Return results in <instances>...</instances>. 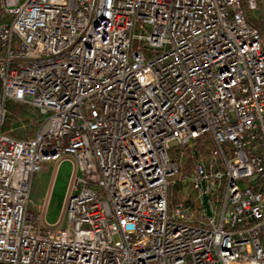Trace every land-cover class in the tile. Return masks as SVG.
Instances as JSON below:
<instances>
[{
  "label": "built area",
  "instance_id": "2783aa9c",
  "mask_svg": "<svg viewBox=\"0 0 264 264\" xmlns=\"http://www.w3.org/2000/svg\"><path fill=\"white\" fill-rule=\"evenodd\" d=\"M0 80V264H264V39L242 0H0ZM9 100L39 111L33 136L3 129ZM62 158L57 228L30 202Z\"/></svg>",
  "mask_w": 264,
  "mask_h": 264
},
{
  "label": "rangeland",
  "instance_id": "374dc122",
  "mask_svg": "<svg viewBox=\"0 0 264 264\" xmlns=\"http://www.w3.org/2000/svg\"><path fill=\"white\" fill-rule=\"evenodd\" d=\"M253 13L255 16L264 19V10L258 9L257 11H253ZM28 106L30 107V119L20 123L13 122V125L8 130L10 133L15 131L14 135L25 136L28 135V131L32 128H38L42 117L36 108ZM189 149L185 150L184 157H182V166L184 168L190 161L193 167L195 166V163H193L195 158L193 160H189L188 158V156H191ZM189 172H184L183 174H189ZM72 174V161L63 158L56 161H45L42 164V169L36 174L30 207L38 212L41 221L46 226L58 228L65 223V199L71 192ZM175 192L181 197L182 193L178 192L175 188L172 195Z\"/></svg>",
  "mask_w": 264,
  "mask_h": 264
},
{
  "label": "trees",
  "instance_id": "16d2710c",
  "mask_svg": "<svg viewBox=\"0 0 264 264\" xmlns=\"http://www.w3.org/2000/svg\"><path fill=\"white\" fill-rule=\"evenodd\" d=\"M242 2H243V6L245 8V15H246L247 20L249 21L250 24L257 27L262 38L264 39V19L254 15L253 11L247 7V0H242ZM258 4H259V9L264 10V0H258ZM1 99H2V82L0 80V102H1ZM6 108H7L8 113H7L5 123L3 125V129L5 131H8L10 129L11 125H13V122L20 123L23 121H28L30 119V116H31L30 112H29L30 107L27 104L16 102L13 100H9L6 102ZM36 130H37L36 128H32L31 130L28 131V135H25V136L23 135V136H18V137H31L35 134ZM14 132L15 131H12L13 135H14ZM198 149H200L204 153L209 152V148H208L207 143L199 145ZM188 158H189V160H193L195 158V155L194 156H188ZM192 169H193V164L190 161L185 166V168L182 167L181 172L182 173L189 172ZM178 199H179V194H177L175 192V194H173L170 197V204L172 205Z\"/></svg>",
  "mask_w": 264,
  "mask_h": 264
},
{
  "label": "water",
  "instance_id": "95a60500",
  "mask_svg": "<svg viewBox=\"0 0 264 264\" xmlns=\"http://www.w3.org/2000/svg\"><path fill=\"white\" fill-rule=\"evenodd\" d=\"M202 186H203V188H205V181H204V180L202 181ZM203 198H204V202H205V204H206V206H207L208 213L210 214L211 211H210V207H209V204H208V200H207V195H206V193L203 195Z\"/></svg>",
  "mask_w": 264,
  "mask_h": 264
}]
</instances>
